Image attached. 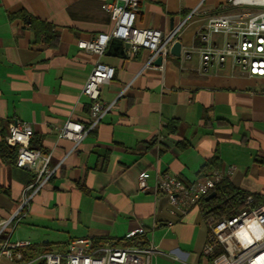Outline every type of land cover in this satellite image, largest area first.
Wrapping results in <instances>:
<instances>
[{
  "label": "crops",
  "instance_id": "obj_1",
  "mask_svg": "<svg viewBox=\"0 0 264 264\" xmlns=\"http://www.w3.org/2000/svg\"><path fill=\"white\" fill-rule=\"evenodd\" d=\"M106 1L0 0V142L11 122L30 124L31 146L49 156L53 172L34 193L28 187L37 172L0 155V220L19 218L0 241L9 236L29 241L37 253L62 252L80 237L124 245L129 231L144 227L158 250L152 264H209L210 220L199 204L182 214L155 189L157 177L194 182L232 167V183L264 205V77L229 66L200 69L199 32L226 0H140L137 26L164 33L178 28L181 55L170 52L161 68L147 64L150 52L143 48L128 49L125 57L108 53L111 41L100 57L81 49L79 39L112 31ZM21 10L56 26V48L34 41L30 27L12 17ZM98 60L115 68L100 93L113 108L76 144L60 129L68 120L89 125L91 100L82 89ZM215 154L217 167L202 172ZM142 172L146 191L138 188ZM0 264L16 262L0 255Z\"/></svg>",
  "mask_w": 264,
  "mask_h": 264
},
{
  "label": "built area",
  "instance_id": "obj_2",
  "mask_svg": "<svg viewBox=\"0 0 264 264\" xmlns=\"http://www.w3.org/2000/svg\"><path fill=\"white\" fill-rule=\"evenodd\" d=\"M139 2L140 0L106 1L104 8L114 23L112 31L100 33L90 39H79L78 46L100 57L106 53L111 39L118 38L131 44L130 54H135L141 48L147 49L150 52L147 64L161 68L163 63L157 65L155 60L160 56L164 60L170 54L178 28L164 33L160 29L137 26ZM243 7L249 9H239ZM215 36H221V40L214 39ZM199 38L202 45L194 51L199 53L202 73H211L214 69L229 66L251 77H264V0H226L222 11L206 17ZM191 55L192 51H187L184 58L189 59ZM114 76L113 66L100 60L95 63L82 89V94L91 100L89 125L68 120L60 129L61 137L78 144L87 131L95 128L104 114L113 108L112 103H105L100 99V93L103 85L110 83ZM33 135L30 124L16 120L9 124L5 140L8 145L17 147L16 166L37 172L36 182L28 187L36 189L35 193L53 172L48 168L49 156L31 146ZM232 171V167L225 173L213 171L203 180L194 182L162 174L157 177L155 189L166 194L171 203L185 214L210 194L223 178H229ZM147 178V172L139 174V190L149 189ZM30 198L31 195L26 196V202ZM253 202L254 197L249 195L246 199V204L250 205L248 210L221 220L210 219L211 232L204 254L209 257L220 246L224 251L209 264H264V205L254 206ZM18 221V215L0 220V235L8 230L10 236ZM140 235H146L144 227L129 231L125 235V242ZM9 236L0 241V255L14 260L16 264H152L153 257L158 252L150 244L135 246L95 243L90 237H80L69 241L65 251H46L25 258L22 249L29 247L31 243L20 240L12 242Z\"/></svg>",
  "mask_w": 264,
  "mask_h": 264
},
{
  "label": "trees",
  "instance_id": "obj_3",
  "mask_svg": "<svg viewBox=\"0 0 264 264\" xmlns=\"http://www.w3.org/2000/svg\"><path fill=\"white\" fill-rule=\"evenodd\" d=\"M12 17H20L23 22L30 27L34 33V41L36 43L51 48H56L58 46L59 34L53 23L40 20L25 10L12 14ZM175 122L176 121L172 122V130H175L176 128ZM0 155L4 158L10 157L15 162L17 157V147L8 145L4 139L0 142ZM218 160V155H213L201 167V171L206 172L208 169L217 167ZM211 173L212 172H208L205 176H208ZM212 191H215L216 195L208 200L206 199V196L203 197L199 202V206L204 214V217L206 219L212 218L213 220H221L225 217H231L239 214L247 206L246 199L249 195H251L239 187H236L229 178H223L216 184ZM252 196L254 197L253 205L260 204L259 197L256 195ZM93 240L95 243H110L109 239L105 237L93 238ZM126 244L145 246L148 244V241L145 235H140L129 240ZM35 250V247L29 246L28 248L22 249V252L25 258H29L40 254ZM222 252L223 250L219 247L213 255L209 256V261L211 262Z\"/></svg>",
  "mask_w": 264,
  "mask_h": 264
},
{
  "label": "water",
  "instance_id": "obj_4",
  "mask_svg": "<svg viewBox=\"0 0 264 264\" xmlns=\"http://www.w3.org/2000/svg\"><path fill=\"white\" fill-rule=\"evenodd\" d=\"M131 44L129 42L123 41L118 38L111 39L110 46L108 49V53L114 54L120 57H125L127 55L126 51L130 48ZM170 52L175 56H180L182 52V43L179 40H176L170 49ZM162 57H158L155 60V64L160 65L162 64ZM216 195L215 191H212L210 194L206 196V199H211Z\"/></svg>",
  "mask_w": 264,
  "mask_h": 264
},
{
  "label": "rangeland",
  "instance_id": "obj_5",
  "mask_svg": "<svg viewBox=\"0 0 264 264\" xmlns=\"http://www.w3.org/2000/svg\"><path fill=\"white\" fill-rule=\"evenodd\" d=\"M239 9H249L248 7H243V8H239ZM34 172V171H33ZM256 205H259V204H256ZM256 205H254V206H256ZM252 206V205H251ZM250 208V205L249 204H247V206L245 207V209H243L242 211H244V210H248ZM241 211V212H242ZM211 219V218H210ZM209 219V220H210ZM219 248V247H218ZM220 248L224 251V249L220 246Z\"/></svg>",
  "mask_w": 264,
  "mask_h": 264
}]
</instances>
